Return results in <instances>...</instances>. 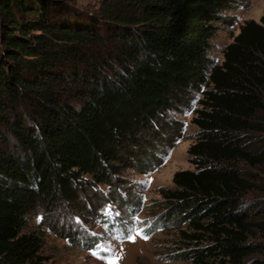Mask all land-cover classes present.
Here are the masks:
<instances>
[{
  "label": "trees",
  "instance_id": "obj_1",
  "mask_svg": "<svg viewBox=\"0 0 264 264\" xmlns=\"http://www.w3.org/2000/svg\"><path fill=\"white\" fill-rule=\"evenodd\" d=\"M243 5L0 0V264H46L35 209L156 165L144 136L176 137L170 115L193 101L194 169L174 174L153 230L177 229L172 261L264 264V12L210 56Z\"/></svg>",
  "mask_w": 264,
  "mask_h": 264
},
{
  "label": "rangeland",
  "instance_id": "obj_2",
  "mask_svg": "<svg viewBox=\"0 0 264 264\" xmlns=\"http://www.w3.org/2000/svg\"><path fill=\"white\" fill-rule=\"evenodd\" d=\"M65 1L74 10L94 12L101 0ZM243 4L225 12L233 20L220 24L211 40L210 56L217 64L223 61L224 50L239 33L244 21L259 22L264 12V0H243ZM198 97L201 95L197 94ZM198 107L193 101L190 108L171 113L170 117L177 121L176 137L165 131L159 137L144 136L149 146L161 151V157L150 168L143 165L140 171L128 169L122 177L125 183L116 182L112 186L116 191L104 183L92 184L87 190L80 191L76 202L61 199L35 209L31 224L44 232L41 254L46 264H107V260L100 257L113 254L122 255L119 264H194L186 260H169V255L175 252L177 229L153 230V225L166 211L163 194L175 187L174 174L194 169L188 148L194 141L196 127L191 120ZM139 156L146 158L144 152ZM141 229L143 232L135 242L126 238ZM144 235L148 239H144ZM97 245L101 246L99 256L92 254L98 250ZM104 248L111 251L105 252Z\"/></svg>",
  "mask_w": 264,
  "mask_h": 264
},
{
  "label": "snow or ice",
  "instance_id": "obj_3",
  "mask_svg": "<svg viewBox=\"0 0 264 264\" xmlns=\"http://www.w3.org/2000/svg\"><path fill=\"white\" fill-rule=\"evenodd\" d=\"M188 114H190V113H188ZM109 211H111V209H109ZM142 232H143V230L141 229L140 232L136 233L135 235L129 234L126 238H127L128 240H131L132 242H135L136 237H137L138 235H141ZM143 238H144V239H148V236H147V235H144ZM100 248H101V246H100V245H97V249H98V250H97V251H94L92 254H93V255H96V256H99V250H100ZM103 251H105V252H110L111 249L104 248ZM100 258H101V259H105V260H107V264H119L120 259H122V255L113 254V255H111V256H109V257H100Z\"/></svg>",
  "mask_w": 264,
  "mask_h": 264
}]
</instances>
